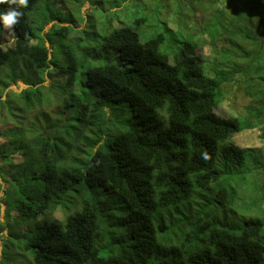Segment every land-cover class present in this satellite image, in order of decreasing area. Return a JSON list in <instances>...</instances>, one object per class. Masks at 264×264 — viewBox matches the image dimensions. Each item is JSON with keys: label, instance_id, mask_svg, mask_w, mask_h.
I'll return each instance as SVG.
<instances>
[{"label": "trees", "instance_id": "1", "mask_svg": "<svg viewBox=\"0 0 264 264\" xmlns=\"http://www.w3.org/2000/svg\"><path fill=\"white\" fill-rule=\"evenodd\" d=\"M46 1L28 0L13 44L0 48L11 248L33 264H264V192H238L247 153L264 143L241 147V119L217 113L239 75L264 105V0H118L88 23L126 65L95 64L80 43L81 11L58 16ZM51 66L57 77L44 86ZM19 79L28 88L8 91ZM252 117L264 124V110Z\"/></svg>", "mask_w": 264, "mask_h": 264}, {"label": "rangeland", "instance_id": "2", "mask_svg": "<svg viewBox=\"0 0 264 264\" xmlns=\"http://www.w3.org/2000/svg\"><path fill=\"white\" fill-rule=\"evenodd\" d=\"M119 2L118 0H49L45 2L44 7H47L51 13H56L58 16L60 15H68L69 13H72L73 15H78L79 10L81 11V15L83 17V23L85 25H80L81 29H86L85 36L83 40L80 42L82 45V50H86L87 54L89 56H93L96 53H98L99 61L95 64L102 65L109 62L119 63L121 65H126L128 61H123L119 58L118 53L116 50L112 48H105L103 46L99 47L102 41V35L103 31H101V28H99V24L96 22H93L91 25L87 23L91 16L94 17V20H99L104 16L105 13L111 12L115 3ZM125 4H123L122 8ZM128 12L126 13L127 19L126 22L130 24L133 22L135 16L134 11H137L135 9V6L130 5L128 8ZM136 15V14H135ZM139 16V14H138ZM172 18V15H171ZM177 20V18H172V21ZM190 22V19L188 20ZM82 23V24H83ZM53 23H50L46 25L42 31L41 35L44 36V38L47 39V36L50 32V28L52 27ZM40 25V22L36 20V23L34 24V32L36 31V34L38 33V27ZM115 27H120L119 24L115 23L113 24ZM117 27V28H118ZM196 33L199 32L197 29L195 31ZM14 32L13 30H6L2 27H0V48L4 46H10L13 44L14 41ZM78 38H81V34H76ZM67 42V41H66ZM64 41V43H66ZM61 42L60 44L55 48V55L56 59L58 61V65H61L64 60V55L61 48ZM50 44L47 42V47H49ZM80 46V45H79ZM5 48V47H4ZM163 49V46H162ZM203 51L206 53L207 58L210 62L213 60V53L212 48L210 45H206L203 48ZM50 53L53 54V49L50 48ZM173 60V59H172ZM91 65L93 66L94 63L92 61ZM83 72L82 69H80V73ZM43 77L45 81L43 82L44 86H52L53 78L57 77L56 69L51 66L50 69H46ZM241 75L237 76V81L235 83H226L222 88L224 90L223 96L220 99L219 107L217 110V113L221 116L230 117V116H237L242 121L243 130L240 133H237L236 135L232 136V140L235 141L237 144H239L241 147H248V146H259L260 144L264 143V138L262 137L264 133V124H262L261 127H256L259 122L262 123V121H258L256 123V126L254 127L253 118L251 120L246 119V117L249 115L250 110H264V105L262 103H258L254 96L246 95L243 92L242 89V82L241 81ZM239 78V81H238ZM5 81H8V78L5 79ZM241 84V85H240ZM28 88V85L25 84L22 80H18L16 82H11L8 87V91H14L21 93L24 89ZM5 98V96L3 97ZM125 118L127 120L130 119V116L132 115L130 108L126 106L125 108ZM30 117L34 116L33 113L29 114ZM57 117V115H55ZM55 119V118H54ZM249 122V123H248ZM0 124L3 125V121L0 122ZM249 125V127H248ZM251 126V127H250ZM247 127V128H246ZM49 130V129H48ZM30 138V137H28ZM27 138V139H28ZM240 142V143H239ZM5 143L4 139H0V146ZM2 154H8L7 148L4 147L2 150L0 149V184H1V190H0V264L3 260V251L6 248V244L10 247L9 252L11 259L7 261L9 264H13L11 260L15 261L14 264H31V260L27 255L19 254L16 252L14 248H11V245L8 242V236H9V230L10 226L8 223L9 216L6 214L7 209V202H6V189H7V182L2 178ZM257 156L253 157L250 156L249 153H247V159L245 167L249 168L251 172L247 175L248 181H246V184H243L239 187V197H241L243 194H249L252 192L253 194L263 193L264 192V150L258 151ZM16 159V162L19 158V156L14 157ZM246 173V171H245ZM236 177V176H235ZM239 182H236V185ZM252 189V191H251ZM214 216H215V212ZM55 217H57L59 220L63 219L62 213L57 212L55 214ZM33 264V263H32Z\"/></svg>", "mask_w": 264, "mask_h": 264}, {"label": "clouds", "instance_id": "3", "mask_svg": "<svg viewBox=\"0 0 264 264\" xmlns=\"http://www.w3.org/2000/svg\"><path fill=\"white\" fill-rule=\"evenodd\" d=\"M4 4L8 7L7 10L0 11V26L6 30H14V26L19 23L20 18L24 15L20 9L27 7L28 0H0V5ZM171 61L173 60L171 59ZM106 110L110 112V107H107ZM205 158H207L206 154ZM30 262L31 264L33 263L32 261Z\"/></svg>", "mask_w": 264, "mask_h": 264}]
</instances>
